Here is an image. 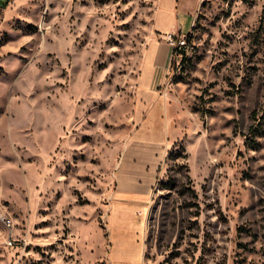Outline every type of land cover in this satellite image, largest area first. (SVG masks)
Listing matches in <instances>:
<instances>
[{
  "label": "rangeland",
  "instance_id": "obj_1",
  "mask_svg": "<svg viewBox=\"0 0 264 264\" xmlns=\"http://www.w3.org/2000/svg\"><path fill=\"white\" fill-rule=\"evenodd\" d=\"M158 3L0 1V264H107L125 233L109 218L114 173ZM178 3H194L193 22L157 88L176 135L142 264H264V0Z\"/></svg>",
  "mask_w": 264,
  "mask_h": 264
},
{
  "label": "crops",
  "instance_id": "obj_2",
  "mask_svg": "<svg viewBox=\"0 0 264 264\" xmlns=\"http://www.w3.org/2000/svg\"><path fill=\"white\" fill-rule=\"evenodd\" d=\"M179 0H159L153 15V36L143 49L134 92L130 128L114 173L115 186L110 203V221L125 228L114 238L107 264H142L144 221L158 169L170 139L176 135L173 116L166 99L158 92L172 57V48L163 39L182 32L183 21L192 20L193 5L182 10ZM184 9V8H183ZM183 15L180 17L181 14ZM163 72V74H162ZM147 168L148 177L142 181Z\"/></svg>",
  "mask_w": 264,
  "mask_h": 264
},
{
  "label": "built area",
  "instance_id": "obj_3",
  "mask_svg": "<svg viewBox=\"0 0 264 264\" xmlns=\"http://www.w3.org/2000/svg\"><path fill=\"white\" fill-rule=\"evenodd\" d=\"M0 1H5V0H0ZM186 35H182L181 38L176 39L175 35L173 33H168L166 35V40L167 43L171 46L172 51L174 50V53H179V51L184 48L185 44H186ZM1 219L7 223L8 225L10 224V222L8 221V219H6L4 216H1Z\"/></svg>",
  "mask_w": 264,
  "mask_h": 264
}]
</instances>
